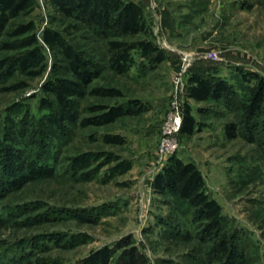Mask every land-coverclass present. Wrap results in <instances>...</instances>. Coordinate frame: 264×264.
<instances>
[{
  "label": "rangeland",
  "instance_id": "1",
  "mask_svg": "<svg viewBox=\"0 0 264 264\" xmlns=\"http://www.w3.org/2000/svg\"><path fill=\"white\" fill-rule=\"evenodd\" d=\"M124 1L139 5L151 31L146 38H153L165 56L150 63L133 50V61L121 74L108 68L103 40L56 14L46 0L36 2L31 15L39 39L43 29L53 28L100 63L98 75L76 98L79 118L92 116L88 108L98 105L135 104L138 112L99 127H70L55 136L44 122L49 112L41 100H49L42 89L54 78L57 59L42 43L46 67L41 74L0 81V149L18 142L25 156L24 179L0 190V264H81L126 236L148 264H218L200 240L187 204L152 189L160 171L154 173L161 126L175 100L182 113L191 108L196 125L191 136L178 135L179 150L172 156L197 165L207 194L219 206L224 230L243 254L240 264H264V131L261 126L252 130V142L246 133L226 138L224 128L240 121L239 110L222 102H194L185 87L191 70H197L224 80L233 86L236 100H244L255 83L250 73L264 81V0ZM209 53L217 60L204 57ZM61 72L60 77L71 78ZM21 81L26 83L22 89L2 90ZM93 89L109 95H92ZM41 119L47 127L45 145H21L26 140L17 132L21 121L38 125ZM106 135H118L122 143L107 144ZM175 229L178 234L172 233Z\"/></svg>",
  "mask_w": 264,
  "mask_h": 264
},
{
  "label": "trees",
  "instance_id": "2",
  "mask_svg": "<svg viewBox=\"0 0 264 264\" xmlns=\"http://www.w3.org/2000/svg\"><path fill=\"white\" fill-rule=\"evenodd\" d=\"M36 2L37 0H0V81H6L15 75L30 79L41 74L46 67L42 43L57 59L52 67L54 78L42 89L49 100H41V106L49 112L44 122L54 129L52 133L55 136L65 134L70 127H99L112 123L119 117L136 114L138 107H135V104L128 107L98 105L88 108L92 116L79 118L76 98L81 96L83 87L98 75L100 63L93 54L87 53L79 45L71 44L63 33L53 28L43 29L42 37L39 39L36 21L31 15ZM46 4L51 6L56 14L78 22L81 28L89 30L96 39L103 40L105 44L103 54L111 71L124 73L133 61L130 55L133 50H137L140 57L150 63L157 64L165 56L152 41L153 38H146L150 36V28L146 24L144 12L133 1L46 0ZM112 35L113 38L109 39ZM142 35L144 36L142 39L133 42L124 40L127 36ZM12 40L17 41L15 45ZM14 50H20V53H8ZM61 71L69 73L71 78L60 77L63 73ZM250 76L255 83L244 100H236L233 86L212 75L191 70L185 83L186 97L198 103L222 102L230 110H239L240 121L228 123L224 128L225 136L234 139L246 133L245 137L252 142L254 140L252 130L261 126L264 131V81L257 74L250 73ZM25 85L26 83L21 81L2 90L15 91ZM92 95L109 94L101 89H93ZM26 121H21L18 127L20 130L17 131L20 138H26L21 145L40 149L45 145L47 127L43 125L42 119L38 121V125L35 122L29 123L31 127H27L29 125ZM195 125L196 120L191 115V108L186 106L179 136L182 134L191 136ZM103 140L107 144L122 143L118 135H106ZM16 145H19L18 142L0 149V190L15 188L19 178L24 179L20 171L24 149ZM260 146L264 147V142ZM42 155L44 154L39 153V157ZM164 164L152 179L153 192L160 196L171 195L187 204L192 210L194 222L198 224L200 240L209 245L208 254L213 257L214 262L240 264L243 254L233 243L234 237H228L224 230L219 206L207 194L205 179L197 165L184 162L177 156L168 158ZM4 177L8 179L6 184L3 182ZM175 230H172V233L178 234L179 231ZM148 263L149 259L135 245L132 237L126 236L118 240L113 247L104 246L94 251L81 264Z\"/></svg>",
  "mask_w": 264,
  "mask_h": 264
},
{
  "label": "built area",
  "instance_id": "3",
  "mask_svg": "<svg viewBox=\"0 0 264 264\" xmlns=\"http://www.w3.org/2000/svg\"><path fill=\"white\" fill-rule=\"evenodd\" d=\"M210 56L205 55L207 59L217 60V56L212 53ZM202 57V58H204ZM189 64H186L182 69L181 74L185 73V70L188 68ZM181 77L176 76V85L179 84L181 90L184 89L183 84L181 83ZM183 123V113L179 108L177 100L172 102L171 109L167 112L164 121L161 126L160 138L156 147V167L154 173H157L159 169L164 166V163L167 161L170 156L174 155L178 151V135Z\"/></svg>",
  "mask_w": 264,
  "mask_h": 264
},
{
  "label": "crops",
  "instance_id": "4",
  "mask_svg": "<svg viewBox=\"0 0 264 264\" xmlns=\"http://www.w3.org/2000/svg\"><path fill=\"white\" fill-rule=\"evenodd\" d=\"M201 59V58H200Z\"/></svg>",
  "mask_w": 264,
  "mask_h": 264
}]
</instances>
